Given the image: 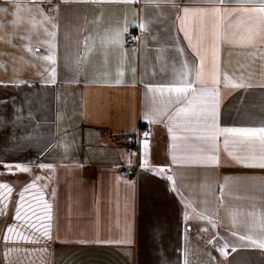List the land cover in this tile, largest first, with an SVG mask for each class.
I'll list each match as a JSON object with an SVG mask.
<instances>
[{
	"label": "crops",
	"instance_id": "obj_1",
	"mask_svg": "<svg viewBox=\"0 0 264 264\" xmlns=\"http://www.w3.org/2000/svg\"><path fill=\"white\" fill-rule=\"evenodd\" d=\"M215 3L179 0V14L184 7ZM224 6L241 4L225 0ZM237 19L233 15L229 23ZM214 20L209 12L206 34L198 23L192 29L208 87ZM125 21L128 31L116 46L107 37ZM139 23L146 25L144 31L135 26ZM179 26L166 0H159L158 7L156 0H0V182L13 189L6 214L0 213V264H264V249L239 239L258 238L264 226V168L232 161L223 136L218 164L188 160V153L206 146L198 133L177 130L169 121L184 105L158 86L184 77L201 87L195 76L200 60L183 32L177 34ZM134 36L141 39L129 45ZM218 48L220 126H264V88L259 87L264 84V45ZM48 55L55 64L43 59ZM224 74L253 87L224 89ZM148 115L156 116L153 123ZM145 132L150 164L169 169L176 192L163 191L166 180L155 186L158 197L145 188L139 167ZM125 134L137 135V144L117 143L116 137ZM29 161L27 173L9 174L3 167ZM41 163L51 167L41 169ZM35 177L40 178L37 187L26 200L35 203L33 196L42 193L52 212L50 220L33 219L32 228L13 217L18 194ZM12 224L38 243L7 234ZM225 243L226 256L218 250Z\"/></svg>",
	"mask_w": 264,
	"mask_h": 264
},
{
	"label": "snow or ice",
	"instance_id": "obj_2",
	"mask_svg": "<svg viewBox=\"0 0 264 264\" xmlns=\"http://www.w3.org/2000/svg\"><path fill=\"white\" fill-rule=\"evenodd\" d=\"M67 2V0H66ZM88 2V0H83ZM125 3H136L138 0H123ZM171 4V7L175 9L176 19L179 20L180 26L177 29V34L183 32L184 40L188 42V46L193 49L195 55L200 60L201 71L195 73L196 83H199L201 87L197 88L192 80L181 77L179 82L171 83L168 85L158 86L160 91H167L169 93H175L174 103L177 105H184L176 108L174 115L169 117L171 124L175 126L177 130H183L185 132L198 133L197 139L202 141L206 147L197 148L194 152H190L186 155V159L195 160L200 162H214L219 163V137L223 136V146L227 152L228 157L232 161L243 165L245 167H260L264 168V126L261 127H221L220 117L222 109V95L220 84L221 81L217 77V53L218 45L230 44L239 45L245 47H255L257 43L264 45V0H239L241 7L229 8L224 6L225 0H216L211 8H189L184 7L182 9L183 15L181 16L179 8V0H166ZM156 6H159V0H156ZM55 10V9H54ZM6 11V10H4ZM211 14L215 17L214 22L210 25L211 34V49L213 55V70L211 73V87L204 84L203 76V64L204 58L200 49L193 44L192 29L197 23L201 34H206L209 30L207 24V16ZM233 15L238 16L235 23H229V18ZM141 31L146 29L144 23L135 25ZM55 27V25H53ZM128 24L125 21L123 28L114 30L113 34L107 39L116 46H121L123 41L121 39L122 34L128 31ZM47 31V30H45ZM51 36H55V33H49ZM140 37H133V40H139ZM51 47V46H49ZM30 50V49H29ZM177 51L181 54L184 53V48L179 47ZM45 60L51 61L55 64V58L53 55L43 57ZM185 67L187 63L185 62ZM53 69V73H54ZM223 87L229 91L236 89H248L253 87L252 84L246 83L242 78L240 80L230 79L227 74L223 77ZM264 88V84L259 85ZM151 90V89H150ZM190 97V98H189ZM7 103V102H6ZM148 123H153L156 119L155 115L146 116ZM169 133L174 132V128L170 126L168 128ZM178 139L176 135H172V140ZM142 151L139 153L141 159L139 167L143 175V181L145 188L148 190L150 196H159V190L156 189V185L160 180H166L169 184L164 186L163 191L176 192L175 179L172 175L168 174L169 169L166 166H156L150 164V140L149 133L143 134V139L140 141ZM231 150H229V146ZM175 148V144L172 146ZM135 155V154H129ZM172 160L175 162L177 157L175 154L172 156ZM28 163H4L3 167L9 174H15V171L21 173H27L30 171ZM41 169L51 167L43 163L38 165ZM39 177L33 178L18 194L19 199L16 203L14 212V221H23L30 227L36 228V224L32 223L33 219L37 222L43 219H51L52 204L45 200L44 195L33 196L32 201L26 200V193H30L37 187V180ZM12 187L5 182H0V213L6 214L8 205L11 200ZM56 193L53 191L52 196L55 197ZM183 203V201H182ZM187 206V205H186ZM43 213V216L40 213ZM184 219L187 221L188 215L184 214ZM215 227V225H213ZM39 231V229H37ZM6 233L16 236L19 240L24 242L38 243V241L30 240L28 236L23 235L17 230L15 224L6 226ZM4 236V240L7 243L10 239L9 235ZM46 236L48 235L47 228L45 229ZM155 235V234H154ZM235 235V233H233ZM240 240L248 241L253 247L264 249V226L261 227L258 238L253 239L251 235L240 236ZM228 245L225 243L223 249H218L221 254L226 256ZM236 251L235 246L232 248ZM7 249L5 256L7 257ZM167 264V262H165Z\"/></svg>",
	"mask_w": 264,
	"mask_h": 264
},
{
	"label": "built area",
	"instance_id": "obj_3",
	"mask_svg": "<svg viewBox=\"0 0 264 264\" xmlns=\"http://www.w3.org/2000/svg\"><path fill=\"white\" fill-rule=\"evenodd\" d=\"M134 43H135V40H133V39L128 42L129 45H133ZM145 129H149V126H146ZM116 142L120 143V144H126V145L133 147L138 142V136L137 135H131V134L120 135V136L116 137ZM132 173H133L132 170L126 171L127 175H131Z\"/></svg>",
	"mask_w": 264,
	"mask_h": 264
}]
</instances>
